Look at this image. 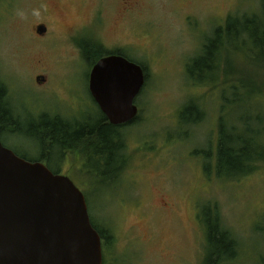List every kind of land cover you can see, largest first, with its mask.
I'll use <instances>...</instances> for the list:
<instances>
[{
	"label": "rangeland",
	"instance_id": "obj_1",
	"mask_svg": "<svg viewBox=\"0 0 264 264\" xmlns=\"http://www.w3.org/2000/svg\"><path fill=\"white\" fill-rule=\"evenodd\" d=\"M53 1L0 0L5 99L24 130L33 121L56 118L94 125L102 113L88 91L90 63L96 50L102 55L120 51L145 75L134 101L138 115L118 130L117 157L123 159L104 169L99 161L81 164L87 157L82 152L65 150L56 157L48 143L8 125L1 144L32 161L44 151L49 169L72 180L84 195L92 224L110 236L103 264H202L206 221H213L209 207L238 244L231 264H260L264 163L228 177L216 160L221 123L264 146V66L245 49L231 50L228 58L224 50L219 67L210 69L214 76L203 83L196 82L201 75L196 81L187 77V66L228 18L259 15L261 0H140L118 26V14L109 9L115 0H104L97 27L90 25L95 4L62 0L64 7L56 11ZM42 23L47 34L36 36L34 29ZM237 85L246 89L234 103L229 88L237 94Z\"/></svg>",
	"mask_w": 264,
	"mask_h": 264
},
{
	"label": "water",
	"instance_id": "obj_2",
	"mask_svg": "<svg viewBox=\"0 0 264 264\" xmlns=\"http://www.w3.org/2000/svg\"><path fill=\"white\" fill-rule=\"evenodd\" d=\"M144 82L139 64L108 55L92 66L88 90L107 122L121 126L137 117ZM0 264H103L100 236L72 180L1 142Z\"/></svg>",
	"mask_w": 264,
	"mask_h": 264
},
{
	"label": "trees",
	"instance_id": "obj_3",
	"mask_svg": "<svg viewBox=\"0 0 264 264\" xmlns=\"http://www.w3.org/2000/svg\"><path fill=\"white\" fill-rule=\"evenodd\" d=\"M261 3V13L259 15L242 17L241 21L237 17H230L223 27L214 30L213 35L202 45L200 54L188 63V78L196 81V78L201 75L199 81H196L197 83L212 79L214 75H211L214 71L210 69L219 67L221 53H224V50L228 52L226 54V58H228L231 50L245 49L244 51L250 55L251 60L257 65L264 66V0H261ZM249 45L250 48H247ZM88 50L93 51V48ZM96 51L98 54L95 58H97L92 59L90 65H94L96 60L105 56L99 50ZM219 55L220 59H218ZM214 62L216 65H213ZM205 71V74H208L207 78L202 76ZM245 89L243 85H239V87L237 85L236 94L234 86L229 88L234 96L232 100L234 103H239L240 98L238 96ZM5 98L6 88L0 83V135L6 125L13 126L15 129L18 128V131L20 128L24 130L20 120L13 116L11 107ZM185 111L188 110L185 109ZM105 122L106 118L103 114L100 115L99 120L94 125L85 124V126L69 125L56 118L50 123L33 121L26 126L24 131H26V135L34 137L40 144L45 145L48 143L56 157L65 150L82 152V155L87 156V160L99 161L104 169H108L107 167L111 164L123 159V157H117V150L122 147L120 142L122 138L119 136L118 130L131 122L121 126H112ZM220 125L216 160L219 172L228 177H235L250 171L258 163H264V151L262 150L264 146L262 144L256 142L254 138L249 139L250 136H247L246 133L237 132L236 126H225L222 123ZM228 127H231L232 133L229 132ZM255 134L257 137L259 132ZM90 151H93L94 154H91ZM45 156V152L42 151L37 161L43 163L46 161ZM21 158L32 161L25 156H21ZM118 169H121V167L116 170ZM52 172L57 174L55 170ZM101 175L104 174L101 173ZM206 211L213 221H210V219L206 221V248L208 246V249L202 264H231L238 253V244L231 233L224 229L218 215L213 214V209L211 210L209 207ZM92 226L100 236L102 251H104L105 245L110 242V236L104 230L93 224ZM260 264H264V259L261 260Z\"/></svg>",
	"mask_w": 264,
	"mask_h": 264
},
{
	"label": "flooded vegetation",
	"instance_id": "obj_4",
	"mask_svg": "<svg viewBox=\"0 0 264 264\" xmlns=\"http://www.w3.org/2000/svg\"><path fill=\"white\" fill-rule=\"evenodd\" d=\"M55 1V0H54ZM51 4V8L57 10H60L62 7H64L62 0H56L55 2ZM74 3V0L72 1ZM80 4L83 7H88V6H93L94 4L96 5L97 9L93 10L92 12V19L90 21V25L93 27L99 26L103 22V16L104 15V9L102 8L105 4L104 0H97V1H85V0H80ZM140 5V0H115V2L111 5L109 8L110 10L114 11L117 15V21H116V26L120 25L121 23L123 24L124 21L126 20L127 16L133 12L135 9H137ZM62 14V11H60ZM62 16V15H61ZM60 16V17H61ZM43 27L45 29V32L42 34H39L38 28ZM48 28L45 24H40L39 26H36L34 29V34L36 36H45L47 34ZM68 34L72 32V29H67ZM105 55H118L125 57L120 51H112L108 52ZM89 91V90H88ZM94 101V100H93ZM95 102V101H94ZM109 124V123H108ZM70 152V150H67V153ZM44 161V160H43ZM86 161V158H82V163ZM47 167L49 166L46 161L43 162ZM57 173V172H56ZM102 260H103V254H102Z\"/></svg>",
	"mask_w": 264,
	"mask_h": 264
},
{
	"label": "clouds",
	"instance_id": "obj_5",
	"mask_svg": "<svg viewBox=\"0 0 264 264\" xmlns=\"http://www.w3.org/2000/svg\"><path fill=\"white\" fill-rule=\"evenodd\" d=\"M33 14L38 16L40 13H39V10H33Z\"/></svg>",
	"mask_w": 264,
	"mask_h": 264
}]
</instances>
